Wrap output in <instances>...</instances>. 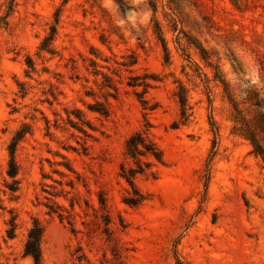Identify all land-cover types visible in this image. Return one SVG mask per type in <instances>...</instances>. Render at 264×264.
I'll list each match as a JSON object with an SVG mask.
<instances>
[{
  "label": "rangeland",
  "instance_id": "obj_1",
  "mask_svg": "<svg viewBox=\"0 0 264 264\" xmlns=\"http://www.w3.org/2000/svg\"><path fill=\"white\" fill-rule=\"evenodd\" d=\"M246 128L264 148V0H0V264L35 222L41 264H264ZM138 131L163 161L133 189Z\"/></svg>",
  "mask_w": 264,
  "mask_h": 264
},
{
  "label": "trees",
  "instance_id": "obj_2",
  "mask_svg": "<svg viewBox=\"0 0 264 264\" xmlns=\"http://www.w3.org/2000/svg\"><path fill=\"white\" fill-rule=\"evenodd\" d=\"M152 7L153 9H155L156 8L155 4H153ZM197 47L200 49L203 57H207L206 48H204L201 44H197ZM131 85H138V83L133 82L131 83ZM144 85L147 86V82H144ZM136 93L137 95H139V92H136ZM142 101H145V100H142ZM181 102L183 105H185V102L183 101V99H181ZM245 135L247 136L248 139H250L254 147V151L257 154H260L264 159V148L259 143L255 134L251 130H249V128H246ZM215 143L216 141H214L213 146H215ZM125 151H126V154L129 157H131L134 160V162L137 164V168H131L127 172L125 170V167L122 165V175L129 182V184L133 187V189H135L134 187L135 183H134L133 176L136 172L144 171V167L142 166V162H143L142 157L149 155V156L155 157V159L162 162L163 161L162 152L157 147L155 142H153L146 134H144L141 131L131 134L126 139ZM10 152H11V157H10V162H9L8 175L13 178L16 176V173H17V163L14 158V150L12 147L10 148ZM12 182H13L12 184L8 182L7 185L9 186L10 189L15 190L14 185H15L16 180L14 179ZM135 193L137 195L136 197L126 198L127 200L125 201L131 204L138 203L143 198V196L139 192L138 194L137 192ZM42 232H43L42 225L39 222H35L34 225L29 229L27 239L25 241V245H24L25 254L33 258L34 264H41L42 256H41L40 242H41ZM9 233H10L9 235H13L11 234L12 232H9Z\"/></svg>",
  "mask_w": 264,
  "mask_h": 264
}]
</instances>
